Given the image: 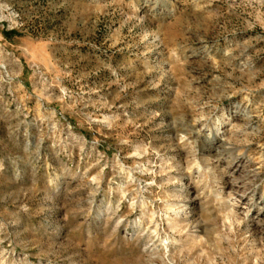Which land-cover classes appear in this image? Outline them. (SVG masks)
<instances>
[{"label": "rangeland", "instance_id": "1", "mask_svg": "<svg viewBox=\"0 0 264 264\" xmlns=\"http://www.w3.org/2000/svg\"><path fill=\"white\" fill-rule=\"evenodd\" d=\"M218 157L231 245L190 178ZM262 235L264 0H0L4 264H264Z\"/></svg>", "mask_w": 264, "mask_h": 264}, {"label": "clouds", "instance_id": "2", "mask_svg": "<svg viewBox=\"0 0 264 264\" xmlns=\"http://www.w3.org/2000/svg\"><path fill=\"white\" fill-rule=\"evenodd\" d=\"M249 6H251V0H249ZM237 143L236 141H230L225 150H229ZM223 157H218L216 161H209L206 165L197 164L193 168L195 175L190 174L192 182L197 184L200 190V194L203 197L206 209H211L218 213V218H221V224L217 225L216 244L219 245L222 241H228L229 244L235 240L236 233L239 231L240 225L244 224L247 220V212L243 214L241 218L234 211L231 210V206L235 204L234 197L229 194L227 197H223V191L225 186V177L229 175L226 168H221L219 160ZM234 160H230L229 163H234ZM212 163H215L216 167L209 171V167ZM175 183V181H174ZM181 191H186V187L181 184ZM125 196L127 193H124ZM133 211L135 210V200L132 202ZM118 210V206H117ZM155 235V233H153ZM157 239L159 237L157 236ZM246 239V238H245ZM174 242V241H172ZM259 244L264 245V235L259 239ZM170 243L169 239L165 237L160 240V246L167 252V246ZM256 241H252V246L255 249ZM257 251L264 252V247L256 249ZM235 251V249H232ZM0 257H3V252H0ZM259 259V257H258ZM0 264H4L3 259H0ZM212 264H215V260H212Z\"/></svg>", "mask_w": 264, "mask_h": 264}]
</instances>
